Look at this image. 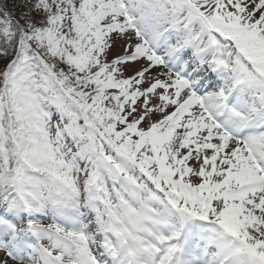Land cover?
<instances>
[{"label":"snow or ice","instance_id":"obj_1","mask_svg":"<svg viewBox=\"0 0 264 264\" xmlns=\"http://www.w3.org/2000/svg\"><path fill=\"white\" fill-rule=\"evenodd\" d=\"M0 264H264V0H0Z\"/></svg>","mask_w":264,"mask_h":264}]
</instances>
